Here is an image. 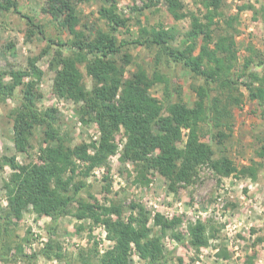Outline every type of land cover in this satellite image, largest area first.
<instances>
[{
    "label": "trees",
    "instance_id": "16d2710c",
    "mask_svg": "<svg viewBox=\"0 0 264 264\" xmlns=\"http://www.w3.org/2000/svg\"><path fill=\"white\" fill-rule=\"evenodd\" d=\"M91 1L44 0L43 11L52 16L59 29L71 36L68 41L49 38L51 44L59 46L50 59V68L55 71L53 93L74 100L77 104L75 112L85 122L95 120L98 123L101 131L98 141L72 144L69 131L61 128L56 105L39 108L43 93L37 79L44 72L37 66V61L50 52L49 47L40 55L28 58L25 69L0 70V102L5 103L15 96L18 88L21 89L19 105L9 112L16 152L27 154L33 146L31 140L36 130L41 129L38 161L20 163L15 154L0 156V168L10 165L13 170L3 183L9 206L0 214V261L22 259L30 263L39 254H27L22 243L13 245L8 238L12 218H20L29 207L50 216L54 222L71 214L80 220L103 224L108 238L115 244L100 255L97 264H134L132 251L145 261L144 264H163L171 252H167L162 243L168 236L186 248L193 246L199 250L210 245L217 232L215 227H209L210 221L191 223L185 233L179 230L180 217L169 220L157 215L153 225H149L148 216L140 210L137 216L130 215L125 221L121 204L108 206L81 197L86 188L84 178L117 152L115 139L121 128L125 143L120 160L134 163L135 183H149V175L157 171L169 180L170 189L176 190L178 183H192L202 165H208L218 177H229L234 173L253 179H257L262 166V163L252 161L238 169L228 155H216L212 143L202 140L201 124L209 122L212 140L223 150L226 140L232 136L233 110L243 104L241 86L247 90L249 100L258 103L259 115L264 121V73L251 69L254 57L258 59V65H264L263 53L248 46L251 52L245 58L241 72L232 71L238 59L239 15L250 9L254 19L264 23V3L260 6L242 3L237 5L235 14L225 17L228 0H198L201 6L197 12L186 10L184 0H165L175 20L191 17V26L184 32L181 46H177L173 43L177 36L172 28L163 24L148 25L138 17L133 19V13L143 14L146 8L157 5L160 0L145 1L142 6L134 4L128 16L119 12L118 0H105L107 4L100 6L98 13L106 21L107 28L99 27L92 33L86 24L81 27L82 16L78 12L80 3ZM2 11H14L27 19L26 38L44 33L42 25L33 16L21 11L18 0H0ZM133 20L139 35L131 40L120 39L118 30L129 31ZM221 20L226 27L222 32H216L215 26ZM133 45L156 47V65L164 61L179 63L203 78V84L195 87L196 100L189 104L179 96L174 99V91L181 95L180 87L172 88L171 77L156 66L152 72L140 64L128 70L132 54L125 49ZM82 68L91 79L90 88L84 81ZM6 75L10 79H6ZM156 85H163L164 99L152 93ZM256 154L264 160V144L256 149ZM78 162L83 168L76 173ZM77 174L82 176L75 181ZM40 253L47 259L56 258L71 264L62 252V246L51 238ZM228 254L225 247L220 249L219 255ZM255 257V253L249 255L246 263L258 264ZM183 261V257H178V264Z\"/></svg>",
    "mask_w": 264,
    "mask_h": 264
},
{
    "label": "rangeland",
    "instance_id": "374dc122",
    "mask_svg": "<svg viewBox=\"0 0 264 264\" xmlns=\"http://www.w3.org/2000/svg\"><path fill=\"white\" fill-rule=\"evenodd\" d=\"M145 1L148 0H118V10L123 16H128L132 5L142 6ZM248 2L260 6L264 0H228L224 9L225 17L235 14L237 5ZM18 3L23 13L33 16L36 22L42 25L44 33H35L31 39H28L26 38L28 21L25 17L14 11L0 12V70L25 69L28 66V58L40 55L44 48L49 47L50 52L39 57L37 61V66L44 72V75L37 79L38 88L43 93V99L38 104L39 108L44 109L50 105H56L61 128L63 131H69L70 137L73 139L72 144L98 141L101 134L98 123L95 120L85 122L75 112L77 104L74 100L59 97L53 93L55 71L50 68V59L54 50L59 46L51 44L49 38L68 41L71 36L67 31L59 29L52 16L43 11L44 0H18ZM184 3L185 9L190 11L197 12V8L201 6L198 0H184ZM104 4H107L105 0L80 3L78 12L82 16L81 27L86 24L89 29H92L89 31L91 33L99 27L107 28L106 21L101 19L98 13L100 6ZM132 15L134 20L135 17H138L148 25L163 24L166 28H172L177 36L173 43L177 46H181L184 32L191 26L190 16L175 20L167 9L165 0H160L157 5L146 8L143 14L138 12ZM134 20L130 23L129 31L125 28L118 30L117 34L120 39L131 40L139 35L138 26ZM224 27H226L225 23L221 20L215 26V31L222 32ZM237 27L239 33L236 35V42L239 51L237 62L232 70L235 73L241 72L245 58L250 55L251 51L248 50V46H253L254 50L263 53L264 57V23L262 20L254 19L253 12L246 9L239 15ZM200 43L201 40H199ZM125 51L132 54V63L128 66V70L131 71L140 64L152 72L156 66L162 73L171 77L172 88L180 87L181 95H177L174 91V99L179 96L189 104L196 100L195 87L203 84V78L195 76L179 63L169 64L164 61L156 65L158 52L156 47L133 45ZM251 69L260 74L264 73V65H258V59L255 57ZM82 70L84 81L90 88L91 79L85 73L84 68ZM5 78L10 79V76L6 75ZM240 90L244 92L243 104L233 110V132L232 136L226 140L225 148L220 150L212 140L213 130L209 122L201 124L202 140L212 143L216 155L226 154L231 157L238 169L244 164H251L252 161L262 163L257 173V179L250 176H237L234 173L229 177H218L212 168L208 165H202L197 169L195 180L192 183H178L176 190L170 189L169 180L162 177L157 171H152V175H149V183H135L133 180L137 172L134 163L132 161L123 163L120 160L122 152V149H119L120 144L124 146L125 143V136L121 128L115 139L118 145L117 152L108 157L106 164L93 169L94 171L96 168H104V172L98 174L97 177L92 172L89 177L84 178L86 188L81 192V197L91 202L105 203L108 206L121 204L122 217L125 221L130 215L137 216L142 210L149 218V225H153L155 217L160 214L157 213L155 217H152L146 199L167 195L184 200L187 206L204 209L217 202L216 196H218L219 189L222 184H225L228 189L224 194L222 207L225 212L235 217L231 219V224L236 225L239 229L238 238L240 241L238 243L242 249L240 257L247 258L255 253V259L258 260L259 258L264 263V160L256 154V149L264 144V121L259 115L258 103L249 100L245 87L241 86ZM152 93L164 99L163 85L154 86ZM20 97L21 89L18 88L13 98L7 99L5 103L0 102V156L15 154L16 160L20 163L38 161L39 143L41 141L40 128L36 130L31 140L33 146L27 154L16 152L12 141V121L9 118V112L19 105ZM91 149L93 151V147ZM78 163L76 173L83 168L80 162ZM12 171L10 165H4L0 168V214H3L9 206L3 183L10 177ZM107 175L108 179H106ZM81 176L77 174L75 181L80 180ZM180 220L179 230L187 233L188 228L186 230V227L182 226L183 220ZM205 221H210V224L208 223L210 228L215 227L217 229L216 238H212L211 243L215 242L219 248L225 247L228 251L233 250L224 229L225 226L213 217ZM187 224L188 227L191 223ZM103 226V224H95L89 219H77L71 214L60 217L54 222L50 216L41 215L33 207H29L24 210L20 218H12L8 238L13 245L22 243L27 254L34 252L39 254L30 263L21 259L0 261V264H68L65 260L47 259L40 253L50 238L62 246V252L68 257L67 260L71 264H97L100 255L115 244V241L108 238L106 228H104L107 232L106 241H103L101 236L104 229H99ZM158 228L155 227V229ZM260 237H263V240L260 241ZM168 238L169 236L162 239L166 251H171L167 256V261L163 264H178V257L180 256L184 260L182 264H196V255H194L196 252L193 253L188 249V252L183 255L177 250H172L173 247L168 246ZM132 252L134 264H144L145 261H141L134 251ZM230 255L233 256L229 252L227 257ZM202 262L206 264L209 261L204 260Z\"/></svg>",
    "mask_w": 264,
    "mask_h": 264
},
{
    "label": "built area",
    "instance_id": "2783aa9c",
    "mask_svg": "<svg viewBox=\"0 0 264 264\" xmlns=\"http://www.w3.org/2000/svg\"><path fill=\"white\" fill-rule=\"evenodd\" d=\"M122 148L123 145L120 144L119 149L121 150ZM102 172H104V168H96L94 170L96 177ZM227 189V186H225V184H222L219 189L218 196H216L217 202L204 209H198L194 206H187L184 200L175 197L172 198V196L167 195H164V197L156 196L154 198L146 199L145 201L151 210L152 217H155L157 213L169 220L173 219L174 217H180L183 220L182 226L186 227V230L188 228L187 223H197L198 221H205L213 217L217 222L225 226L224 229L226 231L228 240L233 246V250L239 253L242 250L241 245L238 243L240 241L238 238L239 229L236 227V225L231 224V219L235 217L234 215H229L227 212H225V209H223L222 207V205L224 204L223 197ZM104 228L105 226L100 227L99 229L101 230ZM106 235L107 232L104 229L103 235L101 236L103 237L104 242L106 241ZM168 244V246H171L173 248L180 245L177 240L171 239L170 237L168 238ZM189 247L191 252H196L194 253V255H196V264H203L202 261H204V258L209 253V251L207 250H212V248L214 250V247L211 248V244L209 245V247L204 246L200 248L199 251L192 246ZM237 253L234 254L236 258L240 256V253ZM222 264H227V262L223 261Z\"/></svg>",
    "mask_w": 264,
    "mask_h": 264
},
{
    "label": "crops",
    "instance_id": "0c3cea01",
    "mask_svg": "<svg viewBox=\"0 0 264 264\" xmlns=\"http://www.w3.org/2000/svg\"><path fill=\"white\" fill-rule=\"evenodd\" d=\"M238 237H239V234H238ZM210 244H211V248L214 247V250H213V248H212V250H207V251H209V253L204 258V260L209 261V262H207L206 264H222L223 261H226L227 264H241V263L242 264H247L246 263V259L247 258L240 257L241 255L239 257H237V258L234 256V254L237 253L236 251L229 250L230 254H233V256L232 255H230V257L221 256V255H219V252H220L221 248H219V246L215 242L214 243H210ZM208 247H209V245H208ZM171 249L172 250H177L179 253H182L184 255V254H186L188 252V249H190V247L186 248L185 246L180 244L179 246H177L175 248H171ZM212 252H213V254H212ZM239 253H241V251ZM239 253H237V254H239ZM255 262L258 263V264H262L263 263L262 260L259 259V258H258V260L255 259Z\"/></svg>",
    "mask_w": 264,
    "mask_h": 264
}]
</instances>
